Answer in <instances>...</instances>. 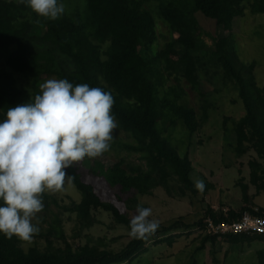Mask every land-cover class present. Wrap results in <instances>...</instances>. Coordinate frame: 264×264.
Here are the masks:
<instances>
[{
  "label": "trees",
  "instance_id": "1",
  "mask_svg": "<svg viewBox=\"0 0 264 264\" xmlns=\"http://www.w3.org/2000/svg\"><path fill=\"white\" fill-rule=\"evenodd\" d=\"M61 2L65 13L50 20L19 0H0V122L7 118L8 108L32 102L40 93L39 85L48 79H67L74 86L87 83L111 92L117 129L136 142L122 148L141 154L146 168L130 166L127 170L124 159L107 168L96 158L74 164L67 171L81 201L59 204L43 194L48 214L42 218L45 226H39L40 232L34 236L37 243L26 251L22 247L25 241L0 233V264H131L150 241L160 244L163 240L158 239L169 232L201 226L205 217L227 220L222 212L205 205L204 217L192 226L182 218L168 226L159 223L153 234L143 239L130 236L124 247L112 250L89 243L74 248L62 218L65 213L75 214L82 234L99 225L98 214L105 212L130 232L132 218L123 209L135 201L120 194L150 196L155 188L168 190L170 181L176 180L184 195H200L189 153L181 156L164 133L177 128L179 122L190 137L200 129L196 110L182 102L186 92L181 81L185 79L204 97L201 74L212 77L217 69L224 82L237 88L244 107L243 116L234 122L235 152L238 156L251 150L256 153L257 158L249 161L250 180L258 192H264V88L256 82L254 67L238 60L233 32V23L245 14L244 4L254 15H264V0ZM160 22L168 28L169 37L158 50ZM201 35L210 39L211 45ZM17 74L28 80L27 85H19ZM169 78L176 84L168 86ZM166 124L168 128H164ZM240 186L247 205L248 186ZM51 204L59 208L58 213L48 208ZM247 210L245 207L240 213ZM260 211L264 216V210ZM240 213L231 212L230 218ZM216 239L206 236L204 243L214 244ZM224 239L242 241L237 236ZM39 241H44L42 246ZM173 241V236L167 238L170 245Z\"/></svg>",
  "mask_w": 264,
  "mask_h": 264
},
{
  "label": "rangeland",
  "instance_id": "2",
  "mask_svg": "<svg viewBox=\"0 0 264 264\" xmlns=\"http://www.w3.org/2000/svg\"><path fill=\"white\" fill-rule=\"evenodd\" d=\"M244 7L245 14L233 23L235 50L241 63L254 67L253 75L256 82L260 88H264V15H254L246 3ZM158 33V50H161L169 37L168 28L161 22ZM201 37L207 45H211L210 39L203 35ZM210 75L212 77H207L204 73L201 74L204 82L200 90L204 97L192 90L185 79L181 81V87L186 92L182 102L196 110L201 122L200 129L190 137L183 122H179L177 128L164 133V137L177 148L181 156L186 152L189 153L194 170L193 180L195 184L197 181L203 182V188L198 189L200 195L192 196L189 192L184 195L176 180L170 181L168 190L158 187L153 190V194L150 196L117 192L126 200L129 197L134 199L135 204L127 203L123 209V212L130 214L131 218L136 215L137 205L141 204L152 209L153 215L150 219H155L163 225L168 226L182 218L185 223L192 226L204 217L205 205L217 204L218 207H221L219 202L222 200L221 198H225L224 192L227 189L233 193L231 199L240 201V197H242L240 195L242 194L241 183L250 184L249 161L252 158H257V155L251 150L243 156H238L234 149V122L244 114L238 90L232 82H224L220 70L217 69ZM16 77L19 85H27L28 80L25 77L18 74ZM173 84H176L174 78H169L167 85ZM206 113L207 117L204 118ZM225 119H228L227 123H225ZM165 127L168 128V124ZM135 143L132 136L116 129L110 150L96 159L106 168L121 159H124V168L127 170L130 166L146 168V162L141 159V154L122 148V145ZM100 185L102 188H106L104 184L100 183ZM209 186H213V189ZM205 187L209 191L206 192ZM250 188H253L252 191H256L255 186L250 185ZM205 192L210 194L209 198ZM45 194L57 199L59 204L81 201V194L72 183L66 184L64 191ZM262 196L258 200L259 203H264L262 202L264 195ZM44 205L43 211L38 214L39 226H45L42 223V218L48 214L45 209L47 204L44 203ZM48 208L53 212H59V208L55 204H51ZM62 218L66 235L74 248L89 243L90 245H99L103 249L120 250L129 242L130 232L125 227L115 224L108 213H99L98 219L101 223L82 234H80L81 230L75 214L65 213ZM33 222L35 223V221ZM198 227L194 225L193 228H180L177 231L169 232L158 239L159 242L163 240L160 244L154 240L150 241L146 246V251L131 264H229L232 255H239V250L232 254L237 246L227 243L224 238H217L214 244L204 243L205 236L198 231ZM172 236L174 241L170 245L167 238H172ZM39 242L42 246L44 241ZM36 243L33 238L31 242L23 243L22 247L28 251Z\"/></svg>",
  "mask_w": 264,
  "mask_h": 264
},
{
  "label": "clouds",
  "instance_id": "3",
  "mask_svg": "<svg viewBox=\"0 0 264 264\" xmlns=\"http://www.w3.org/2000/svg\"><path fill=\"white\" fill-rule=\"evenodd\" d=\"M19 2L50 20L65 13L61 0ZM39 88L32 102L8 108L0 122V233L25 242L40 232L43 194L64 191L73 179L67 170L108 152L118 128L111 92L54 78ZM196 187L202 189L203 182L197 181ZM152 215L150 207L138 204L130 236L153 234L159 222Z\"/></svg>",
  "mask_w": 264,
  "mask_h": 264
},
{
  "label": "crops",
  "instance_id": "4",
  "mask_svg": "<svg viewBox=\"0 0 264 264\" xmlns=\"http://www.w3.org/2000/svg\"><path fill=\"white\" fill-rule=\"evenodd\" d=\"M249 179H250V172H249ZM242 184L248 186L249 204L246 205V203L243 200L242 189H241L242 194L239 193L240 195H242V197H240V201L239 199L238 200L236 199V201H234V198L231 199V195H233V193H230V191L227 189L224 192L225 198L224 197L221 198L222 200L219 202V205L221 207H218L217 204L212 206L210 205L212 210L216 213L222 212L223 214H227L231 212L240 213L242 209L245 207H248L249 209L259 208L264 210V203L258 202V200H260V198L263 197L262 195H264V192L263 193L258 192L256 186L251 183V180H250V184L244 182ZM250 185L255 186L256 191H252L253 188H250ZM208 194L209 193H207L206 196H208L209 198L210 194L209 195ZM262 202H264V199L262 200ZM237 205L239 206L237 207ZM241 239L242 241H240L239 243H232L231 241L226 239L227 243H232L233 246H237L236 250H234L232 254L236 253L238 250L240 251L239 255H232V260L229 261L228 263L229 264H264V240L258 237L241 238Z\"/></svg>",
  "mask_w": 264,
  "mask_h": 264
},
{
  "label": "built area",
  "instance_id": "5",
  "mask_svg": "<svg viewBox=\"0 0 264 264\" xmlns=\"http://www.w3.org/2000/svg\"><path fill=\"white\" fill-rule=\"evenodd\" d=\"M227 220H214L205 217L203 225L198 231L203 236L227 238L237 236L240 238H262L264 240V216L259 208H251L240 213L235 219L230 218V213L224 214Z\"/></svg>",
  "mask_w": 264,
  "mask_h": 264
}]
</instances>
